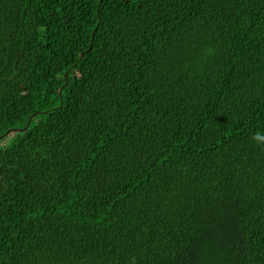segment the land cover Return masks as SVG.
I'll use <instances>...</instances> for the list:
<instances>
[{
  "label": "trees",
  "instance_id": "1",
  "mask_svg": "<svg viewBox=\"0 0 264 264\" xmlns=\"http://www.w3.org/2000/svg\"><path fill=\"white\" fill-rule=\"evenodd\" d=\"M0 137V264H264V0H0Z\"/></svg>",
  "mask_w": 264,
  "mask_h": 264
},
{
  "label": "bare ground",
  "instance_id": "2",
  "mask_svg": "<svg viewBox=\"0 0 264 264\" xmlns=\"http://www.w3.org/2000/svg\"><path fill=\"white\" fill-rule=\"evenodd\" d=\"M109 34V33H108ZM131 83V82H130ZM84 87V86H83ZM203 90V89H202ZM192 92V91H191ZM110 100V99H109ZM200 102V101H199ZM202 105V104H201ZM90 106V105H89ZM36 111V110H35ZM82 118V117H81ZM203 132V131H202ZM21 139V138H20ZM192 145V144H191ZM199 151V150H198ZM8 155V154H7ZM194 156V155H193ZM182 164V163H181ZM211 176V175H210ZM203 177V176H202ZM174 199V198H173ZM7 212V211H6ZM68 246V245H67ZM96 256V255H95ZM99 257V256H98ZM105 258V257H104ZM97 264V263H96Z\"/></svg>",
  "mask_w": 264,
  "mask_h": 264
},
{
  "label": "rangeland",
  "instance_id": "3",
  "mask_svg": "<svg viewBox=\"0 0 264 264\" xmlns=\"http://www.w3.org/2000/svg\"><path fill=\"white\" fill-rule=\"evenodd\" d=\"M11 137H12V136H9V137L7 138V140H6V142H10V141H11Z\"/></svg>",
  "mask_w": 264,
  "mask_h": 264
},
{
  "label": "water",
  "instance_id": "4",
  "mask_svg": "<svg viewBox=\"0 0 264 264\" xmlns=\"http://www.w3.org/2000/svg\"><path fill=\"white\" fill-rule=\"evenodd\" d=\"M31 120V119H30ZM29 123H30V121H29ZM19 131V130H18ZM7 134H9V133H7ZM3 137H0V140L2 139Z\"/></svg>",
  "mask_w": 264,
  "mask_h": 264
}]
</instances>
